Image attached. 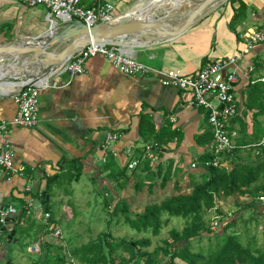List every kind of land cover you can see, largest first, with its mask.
Listing matches in <instances>:
<instances>
[{
	"label": "crops",
	"instance_id": "crops-1",
	"mask_svg": "<svg viewBox=\"0 0 264 264\" xmlns=\"http://www.w3.org/2000/svg\"><path fill=\"white\" fill-rule=\"evenodd\" d=\"M106 1L115 5L116 15L120 16L142 8L149 0H84V4L92 7ZM238 1L247 6V16L234 32L230 22L239 7ZM47 14L41 6L30 8L19 0H0V45L41 37L51 28ZM263 25L264 0H229L174 39L141 45L125 41L114 44L153 69L190 75L208 59L235 55L244 40ZM39 68L35 64L30 72L35 74ZM235 69L239 76L235 95L240 114L245 109L247 86L264 76V43L240 60ZM10 74L11 71L7 75ZM49 84L40 91L38 123L34 127L13 126L6 134L16 173L10 179L0 177L1 205L14 207L15 217L30 200L34 202V209L16 226L24 229V234L17 237L14 233L16 241L11 244L7 237L13 233L15 225L11 219L15 217L9 218L0 243L2 264H14L9 254L19 237L22 245H27L21 249L22 254L18 253L19 257L43 258L49 250L53 255L61 254L59 246L66 248L78 236L72 232L70 223L84 224L81 216L74 215L75 211L86 207L95 212L113 211L121 198L132 205L136 199L160 203L174 193L176 185L187 183L190 173L203 171L193 169L192 164L199 163L198 158L212 143L207 111L192 104L191 93L164 86L160 75L126 76L108 58L97 55L86 61L83 74H55ZM18 90L5 92L0 87V119L14 118L18 109L14 95ZM260 120L264 128V117ZM252 121L253 114L249 112L247 134L253 131ZM239 128L236 123L235 131ZM109 131L120 137L111 147L116 156L102 150ZM155 141L161 149L156 161L152 164L143 158L137 169H127L125 175L136 173L137 176L125 183L117 174L126 168L125 151L131 149L136 156H141L145 146ZM3 144L0 137V150ZM110 157L113 163L109 167ZM168 166L172 167L171 181L163 187ZM218 202L219 199L216 208ZM46 213L50 214L49 222L61 230L62 240L55 238L51 231L44 232ZM84 226L90 233V226ZM32 235L33 240L29 239ZM39 240L41 253H31L29 247Z\"/></svg>",
	"mask_w": 264,
	"mask_h": 264
},
{
	"label": "trees",
	"instance_id": "trees-1",
	"mask_svg": "<svg viewBox=\"0 0 264 264\" xmlns=\"http://www.w3.org/2000/svg\"><path fill=\"white\" fill-rule=\"evenodd\" d=\"M238 3L239 7L235 10L230 22V29L234 32L236 26L247 16V6L241 1ZM244 105V111L237 113L228 127L230 134H236L233 138L236 148L221 155L222 166H203L205 161L215 157V154L207 149L198 158V167L193 168L203 171L190 173L187 183L176 185L170 197L160 203L147 205L133 218L130 216V207L126 198H121L113 209V216L122 214L130 228L137 234L150 233L154 237L161 234L165 223L164 215L168 218L184 219L185 225L181 230L172 229L169 232L171 242L165 241V247L162 248V253L166 257L165 261L155 262L151 253L146 251L151 245L150 237L127 242L123 239L118 240L110 232H106L99 234L97 239L80 246L70 249L67 246L68 252L62 245L59 246L62 250L61 254L53 255L52 250H49L43 258L40 256L39 260L31 264H176L177 260L185 264H264V248L259 247L254 239L243 242L237 233H228L235 226V220L216 208L217 199L230 197L235 193L240 197L251 199L252 203L255 200L254 209L256 204H258V211L260 207H263L259 197H264V147H255L264 136V128L260 120L264 117V83L260 78L247 86ZM249 112L253 114L251 134H247L246 119ZM236 123L240 127L238 132L235 131ZM211 135L213 140L212 132ZM155 143L160 146L158 141ZM243 153L249 154L250 157L252 155L254 159L241 158ZM111 160L110 157L109 161ZM228 162L231 165L228 166ZM112 163L113 161L110 162L109 167ZM126 170L127 166L117 173L123 180L125 179V183L137 176L136 173L130 176L125 175ZM171 175L172 167L168 166L162 181L163 187L170 183ZM212 211L215 212L218 229H213L212 225H209V220H206ZM27 214L26 206L18 217L14 216L15 218L11 219L15 225L11 232H14L15 236L24 234V229L16 226ZM49 224L51 223L48 222L45 225L44 232L49 233ZM34 238V235L29 236L31 240ZM204 239L209 242L207 249L196 247V244ZM23 246L26 248L27 245ZM48 246L53 247V245Z\"/></svg>",
	"mask_w": 264,
	"mask_h": 264
},
{
	"label": "built area",
	"instance_id": "built-area-1",
	"mask_svg": "<svg viewBox=\"0 0 264 264\" xmlns=\"http://www.w3.org/2000/svg\"><path fill=\"white\" fill-rule=\"evenodd\" d=\"M23 5L34 8L44 7L47 11V19L51 26L60 23L69 24L73 21H80L88 27L101 23L111 22L116 19L115 5L110 2H98L92 7H87L84 0H19ZM235 55L218 60H206L201 68L190 75L181 74L177 71H162L153 69L136 60L134 56L125 49L119 48L113 42H91L86 45L77 55L63 64L55 74L80 75L85 72V63L88 59L97 55L108 58L114 66L124 75L137 77L148 74L161 76V83L164 86L177 87L182 91L192 94V104L207 111L208 123L212 129L213 140L209 151L215 154L214 159L203 163L204 167H220L223 165L222 154L228 153L236 148L233 138L235 133L230 134L228 127L231 120L238 113L235 86L239 81V76L235 67L240 60L247 57L256 46L264 43V25L247 37ZM252 69V68H251ZM264 83V76L260 78ZM48 80H42L38 84L27 88H19L14 95V102L17 105V112L10 121L0 119V137L3 140V148L0 150V177L10 179L16 173L13 161V153L9 149L6 141V134L13 126L34 127L39 119L40 91L49 87ZM117 133L107 132L102 143L104 153L109 151L116 156L117 152L111 147L119 141ZM256 148L264 147V136L255 145ZM161 151L157 143L145 146L144 154L136 156L131 149L125 151L127 156V169L133 171L138 168L143 158L150 163L156 161L158 153ZM258 154V152H257ZM198 164L193 163L192 168H197ZM29 191L30 189L27 188ZM259 200L264 203V197ZM28 214L34 209V202L27 203ZM17 210L14 207H4L0 205V236L4 235L3 228L9 218L15 216ZM50 214H45L48 224ZM218 221L215 218L213 229L217 228ZM48 230L52 235L62 240V232L53 224H49ZM42 241L39 240L29 247L31 253L39 254Z\"/></svg>",
	"mask_w": 264,
	"mask_h": 264
},
{
	"label": "water",
	"instance_id": "water-1",
	"mask_svg": "<svg viewBox=\"0 0 264 264\" xmlns=\"http://www.w3.org/2000/svg\"><path fill=\"white\" fill-rule=\"evenodd\" d=\"M166 1L155 7L159 1L149 0L142 8L120 15L111 22L92 27L80 21L58 24L36 39L0 45V87L9 83L16 90L33 86L42 80L50 81L55 75L52 74L54 69L60 68L91 42L125 41L141 45L174 39L229 0H200L186 14L170 12L163 7L171 5L172 9H176L183 1L187 3L190 0ZM160 9L164 10L159 15ZM175 18L178 20L172 21ZM35 64L40 68L33 74L30 69ZM10 71L11 74L7 75ZM13 71L16 72L12 74ZM3 231L7 229L4 227ZM7 238L9 244L16 241L14 232Z\"/></svg>",
	"mask_w": 264,
	"mask_h": 264
},
{
	"label": "rangeland",
	"instance_id": "rangeland-1",
	"mask_svg": "<svg viewBox=\"0 0 264 264\" xmlns=\"http://www.w3.org/2000/svg\"><path fill=\"white\" fill-rule=\"evenodd\" d=\"M199 0H192L189 3H183L181 6H179L176 9H172L171 5H168L166 7H163L165 10L170 12H176V13H182L185 14L189 10L193 9L195 6H197ZM164 9H160L162 12ZM241 158L247 160L249 158L254 159V157L247 153H243ZM227 165H231L230 162L227 163ZM231 167V166H230ZM200 173V172H196ZM120 197V196H119ZM95 198L101 199V196H97ZM152 200V198H149ZM155 199H158L156 197ZM153 201V200H152ZM255 200L245 199L243 197H240L237 193L230 197H224L219 199L218 202V209L225 214L227 217H231L235 220V226L231 228L228 233H237V235L240 236L243 242H247V240L254 239L256 244L259 247L264 248V203L263 207H260L258 211V205L255 206L254 209V202ZM151 201H145L136 199L135 205L129 204L130 207V216L133 218L135 217L136 213H140L144 210L143 207L145 205L149 204ZM253 205V206H252ZM257 209V210H256ZM77 210V209H76ZM92 211H89L88 207L84 208L81 211H75V216H81L84 224H87V226H90V233L86 232V227L84 224L78 225L77 223H70V226H72V232L77 234V237L72 238V241L68 243V249L71 247H77L82 244H85L87 242L93 241L98 238L99 234H105L106 232H110L112 236L118 240H126L127 242H133L136 241L142 237H150L151 239V245L146 249L149 253H151L152 257L154 258L155 262L160 263L166 260V257L162 253V248L165 247V241H169V232L172 229H178L181 230L183 226L185 225V220L181 218H168L167 215L163 216V219L165 220L163 229L161 231V234L157 237L151 236V234H137L133 229L130 228L128 222L126 221L125 217L120 214V216H113L112 211H106L103 213V211L95 212L93 211V208H91ZM257 213V214H256ZM257 215V216H256ZM215 212L212 211L208 214L206 217V220H209V225H214L215 222ZM131 218V219H132ZM213 218V220H212ZM74 219V218H73ZM91 219L93 220L92 222ZM78 226V227H76ZM218 229V226H217ZM81 230V232H79ZM80 235V236H79ZM19 235H17L18 237ZM1 239L3 238L0 236ZM208 240L204 239L203 241H200L196 244L197 246L204 247L207 249L208 246ZM22 239L19 237V241L15 247L13 246V251L10 252L9 257L12 258L14 264H31L30 262H36L40 259L39 255H33L29 254L30 256H36L35 258L31 259V257H22L18 256V253H21V249L24 247ZM22 245V246H21ZM68 249L66 247V250L68 252ZM15 250V253H14ZM22 254V253H21ZM2 264V262H0ZM77 264V263H76ZM176 264H185L184 262H181L179 260L176 261Z\"/></svg>",
	"mask_w": 264,
	"mask_h": 264
},
{
	"label": "bare ground",
	"instance_id": "bare-ground-1",
	"mask_svg": "<svg viewBox=\"0 0 264 264\" xmlns=\"http://www.w3.org/2000/svg\"><path fill=\"white\" fill-rule=\"evenodd\" d=\"M158 1H159V2H158L159 4H155V7L161 5V3H165V2H167L166 0H158ZM173 3H174V1H173ZM59 66H61V65H59ZM59 66H58V67H59ZM58 69H59V68L54 69V70L52 71V74L55 73ZM12 74H13V73H12ZM7 86H12V85H10L9 83H8V84H5V85H2V87H1L2 90L5 91V92H7V91H12V90H13V89H9V88H7Z\"/></svg>",
	"mask_w": 264,
	"mask_h": 264
}]
</instances>
